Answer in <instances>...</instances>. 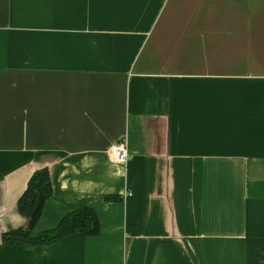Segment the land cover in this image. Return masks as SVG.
<instances>
[{
    "label": "crops",
    "instance_id": "1",
    "mask_svg": "<svg viewBox=\"0 0 264 264\" xmlns=\"http://www.w3.org/2000/svg\"><path fill=\"white\" fill-rule=\"evenodd\" d=\"M40 169L99 235L3 245ZM0 264H264V0H0Z\"/></svg>",
    "mask_w": 264,
    "mask_h": 264
},
{
    "label": "trees",
    "instance_id": "2",
    "mask_svg": "<svg viewBox=\"0 0 264 264\" xmlns=\"http://www.w3.org/2000/svg\"><path fill=\"white\" fill-rule=\"evenodd\" d=\"M53 196V185L47 169L36 170L29 178L26 188L17 201V211L26 220L25 227L7 231L2 243L7 246L43 247L58 243L73 234L99 235L100 225L91 208L74 210L65 214L52 229L32 235V229L39 220L45 203ZM105 200H114L106 196Z\"/></svg>",
    "mask_w": 264,
    "mask_h": 264
},
{
    "label": "built area",
    "instance_id": "3",
    "mask_svg": "<svg viewBox=\"0 0 264 264\" xmlns=\"http://www.w3.org/2000/svg\"><path fill=\"white\" fill-rule=\"evenodd\" d=\"M109 156L114 160V162L124 166L127 161L125 142L120 140L117 143L111 145L109 148Z\"/></svg>",
    "mask_w": 264,
    "mask_h": 264
}]
</instances>
